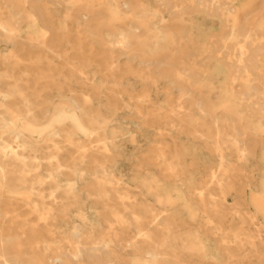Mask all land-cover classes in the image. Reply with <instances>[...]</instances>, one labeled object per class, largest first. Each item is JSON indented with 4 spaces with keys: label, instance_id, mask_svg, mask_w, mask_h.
<instances>
[{
    "label": "rangeland",
    "instance_id": "obj_1",
    "mask_svg": "<svg viewBox=\"0 0 264 264\" xmlns=\"http://www.w3.org/2000/svg\"><path fill=\"white\" fill-rule=\"evenodd\" d=\"M1 243L264 264V0H0Z\"/></svg>",
    "mask_w": 264,
    "mask_h": 264
},
{
    "label": "bare ground",
    "instance_id": "obj_2",
    "mask_svg": "<svg viewBox=\"0 0 264 264\" xmlns=\"http://www.w3.org/2000/svg\"><path fill=\"white\" fill-rule=\"evenodd\" d=\"M55 1V0H54ZM162 2V1H161ZM202 2V1H201ZM200 2V3H201ZM199 3V4H200ZM203 3V2H202ZM201 3V4H202ZM32 5V4H31ZM165 6H167V5H165ZM203 6V5H202ZM208 6V5H207ZM206 7V6H205ZM38 13V12H37ZM37 15V14H36ZM245 31V30H244ZM247 40V39H246ZM245 42V41H244ZM249 42V41H248ZM243 45V44H242ZM248 45V44H247ZM243 47V46H242ZM246 47V46H245ZM244 47V48H245ZM242 49V48H241ZM213 51V50H212ZM247 51V50H246ZM216 53V52H215ZM241 53V52H240ZM239 53V54H240ZM215 55V54H214ZM216 57V56H215ZM239 57V56H238ZM249 57V56H248ZM248 57H247V59H246V57L244 56V52H242L241 53V55H240V57H239V59L238 60H240V65H241V67H245L246 65H245V62L243 63V61L242 60H256V58L254 57V58H251V59H248ZM258 64V63H257ZM235 65V64H234ZM233 65V66H234ZM232 66V65H231ZM248 66V65H247ZM251 67V66H250ZM254 67H256V66H254ZM246 68V67H245ZM248 69V68H247ZM251 69V68H250ZM249 70V69H248ZM252 70V69H251ZM253 71V70H252ZM248 73H249V71H247ZM251 72V71H250ZM255 73V72H254ZM247 74V73H246ZM250 74V73H249ZM248 74V75H249ZM260 75V74H259ZM254 84V83H253ZM259 99V98H258ZM262 109V108H261ZM219 133V132H218ZM255 217V216H254ZM3 221H5V219L3 220ZM6 224V223H5ZM8 236V235H7ZM6 236V237H7ZM11 237V236H10ZM10 240H12L13 241V238L12 239H10ZM15 240V239H14ZM3 243V242H2ZM1 243V245H0V258H2V259H4V261H5V264H20V260H19V258L11 251V249L10 248H8V246H5V244H2ZM10 243V242H9ZM59 264H61V263H59Z\"/></svg>",
    "mask_w": 264,
    "mask_h": 264
}]
</instances>
